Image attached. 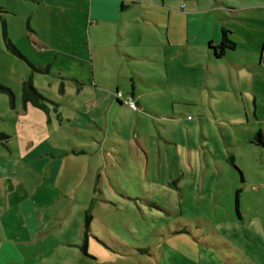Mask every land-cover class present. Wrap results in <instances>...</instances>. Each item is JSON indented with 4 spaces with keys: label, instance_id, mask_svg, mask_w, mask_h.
Segmentation results:
<instances>
[{
    "label": "rangeland",
    "instance_id": "obj_1",
    "mask_svg": "<svg viewBox=\"0 0 264 264\" xmlns=\"http://www.w3.org/2000/svg\"><path fill=\"white\" fill-rule=\"evenodd\" d=\"M80 1L43 0L41 11L0 0V85L13 93L11 106L7 91H0L7 202L40 200L46 234L36 246L47 248L43 261L56 251L82 262L85 211L92 215L91 264H264V151L248 148L233 125L236 110L238 123L244 121L237 89L247 92L249 104L253 90L264 106V0H121L134 19L122 47L104 49V58L84 53L87 0ZM76 6L82 12L70 11ZM66 21L74 29L60 32L74 51L82 49L81 59L55 55L57 49L70 53L49 32ZM31 23L40 34L29 39L26 25L38 33ZM3 26L25 60L7 50ZM221 29L236 49L217 59L209 42H217ZM90 37L102 40L103 34ZM33 68L77 73L83 81ZM28 79L42 99L23 106ZM116 88L132 92L138 108L103 102L95 109L93 95L106 98L104 92L116 94ZM34 107L43 116L29 110ZM21 119L33 128L41 122L42 145L67 158L55 182L52 174L26 171V155L7 149ZM256 127L264 129L263 118ZM93 190L95 200L83 203Z\"/></svg>",
    "mask_w": 264,
    "mask_h": 264
},
{
    "label": "crops",
    "instance_id": "obj_2",
    "mask_svg": "<svg viewBox=\"0 0 264 264\" xmlns=\"http://www.w3.org/2000/svg\"><path fill=\"white\" fill-rule=\"evenodd\" d=\"M120 1L121 0H87V7L86 9L84 8V12L89 38L87 42V50H85L84 53L88 52V54L92 55V52H94L96 56L104 58V49H108L111 53H113L112 51L114 50L117 53V49L120 48V46L122 47V41L124 40L123 34L125 32L126 24L129 23L130 20H133L134 16H126L128 10L123 4L119 7ZM123 1L128 0H122V3ZM17 2L22 5L25 3H31L35 8L41 9V11L42 8L47 7V2L45 6H43V0H17ZM78 2L80 3L81 1L78 0ZM50 6H53V3H50ZM161 8L162 7H160V10H162ZM70 11L78 13L82 12V9L81 7L76 6L74 10ZM31 17H33V13ZM31 26L38 32V30L36 29L37 27L33 26L32 23ZM62 29L72 31L74 29V25H72L70 21H66L64 22L62 27L58 26L57 30L51 29L49 32L52 33L53 39L58 40V47L60 45H63L66 48L70 47L71 51L69 50L70 53L65 52L64 54L60 55L59 49H57L55 55H57V57L68 59H81V55L83 54L82 49L78 48L77 51H74L71 40L67 39L61 34L60 31ZM26 30L29 34H40L39 32L34 33L27 25ZM92 31L93 33L102 32L103 39L92 41L94 40L90 37ZM31 34L27 38L31 39ZM38 39L41 40V37L38 36ZM218 39H221V36H219ZM210 42H212L213 45L217 43L213 40H210ZM41 44L43 46H46V43ZM97 45H99V47L94 48ZM131 60L133 59L131 58ZM42 69L47 70L45 68ZM44 72L45 71H43V73ZM51 72H55L58 75H65V79H67L66 76H73L80 82L83 81V79L77 73L73 74L69 72L50 69L45 73L50 74ZM83 84L85 83L83 82ZM35 89L39 90L37 87ZM116 91H118L117 88ZM111 92L112 91L104 92L103 95L106 96V98H103V96L99 94L93 95L95 105H97L95 109L106 106V104L107 106L114 107V103L117 102L115 101L114 94H111ZM129 93L131 94L132 92ZM235 93L238 97V102L240 103L239 107L242 108V110L239 111L244 114V121L240 125L238 121L241 119V117L238 116V110L235 111V116L233 119V122H236L235 124H233L235 126V131L239 133L238 136L244 138V142H247V144L249 145L248 148L254 150L253 148L256 147L257 151L262 153L264 149L257 145V142H255V138H259L260 135L262 137V140L264 141V129H258L256 127V123H259L260 118H263L264 120V114H260V111L264 106L263 104L258 103V97L253 90L250 92L253 94V101L250 104L249 101L246 102L245 100V95L247 94V92L244 89L239 88ZM103 102H106V104H103ZM28 104H30V102H28L27 105ZM118 106H123V104H118ZM29 110L34 114L43 116V114L39 113V110L35 107L34 109ZM20 117L21 113L16 119H19ZM250 118L253 119V122L250 120ZM21 122H23L22 119L19 122L20 124L17 125L20 130L19 133L17 132L16 135H11V137L15 136V138L17 139H11L10 141H7V149L11 153H14L16 151L19 155H26V159L23 160V168L26 171L32 168L33 172L43 174L45 175V177L46 175L52 174L49 179L52 182H55L64 166V159L67 158H59L58 150L48 147L47 149L52 151L53 153V159L49 157V155L47 154L48 151L46 149V146L42 145V142L45 139L42 140L43 127L41 125V122H39L35 128L25 125ZM95 123L97 124V122ZM253 124L255 125L253 126ZM230 155L232 156L234 162V156L232 154H228V156ZM14 164L15 167H21L18 162H15ZM239 174L240 179L242 178L241 181H243L244 179L242 177V174L240 172ZM95 198L96 194L93 190L91 194L87 193L83 203H91L95 200ZM48 201H52L51 205H54V199L52 197H48ZM57 205L61 206L65 204L63 201H59ZM41 206L42 205L40 203V200L26 197L18 200L12 205H9V203L7 202V154L4 155L0 150V264H46L43 260L48 256L46 254L47 248L36 246L38 241L46 234V229H41V226L44 227V223H46V217L44 218V216L41 214ZM86 214L89 213H85V211H83V226L85 224ZM89 215L90 219H92V215ZM54 220L58 223L62 221L58 220L57 218H55ZM89 233L90 227L88 234ZM89 247L90 242L87 235L86 252L83 253L80 247V253L84 256L82 258V262L68 261L65 257L57 256V252L54 251L52 258L48 264H91V259H93V257L90 255L91 253L89 252ZM53 257L57 258L53 259Z\"/></svg>",
    "mask_w": 264,
    "mask_h": 264
},
{
    "label": "trees",
    "instance_id": "obj_3",
    "mask_svg": "<svg viewBox=\"0 0 264 264\" xmlns=\"http://www.w3.org/2000/svg\"><path fill=\"white\" fill-rule=\"evenodd\" d=\"M5 26H3V35H4V41H5V45H6V48L8 51H10L11 53L15 54L17 57H19L21 60H25V58L20 54V52L11 44V42L9 41L8 39V35H6V30L4 29ZM228 34L229 32L224 30V29H221V39L220 41L222 42L221 45H219V47L217 46H213L212 42H209V47H215L217 48L215 51H214V57L219 59V58H222L224 56V54L228 51H233L236 49V44L234 42H232L229 38H228ZM33 70H36L38 72H42L45 71L47 72V70H43L42 68H33ZM44 72V73H45ZM62 79H65V75H61ZM67 79L71 80V81H74V82H78V83H81L77 78L73 77V76H66ZM0 91H3V92H6L7 91V96L10 100V105L12 106L13 105V93L11 91L10 88H4L0 85ZM62 92V91H61ZM116 93H121L119 91H116ZM122 94V93H121ZM115 95V94H114ZM123 95V94H122ZM126 95H129L132 97V100L134 102V99H133V95L132 93H128ZM126 95H123V96H126ZM42 99L41 95H39L38 91L33 88V86L31 85V81L28 79L27 82L24 84V88H23V91H22V102H23V106H25L28 102H31L33 105H35V102H34V99ZM117 102V104H123L122 102L118 101L117 99L115 100ZM135 103V102H134ZM37 105V103H36ZM125 105V104H123ZM136 105V108L137 107V104ZM36 107V106H35ZM1 138H3L4 136L2 134H0ZM8 138V137H7ZM257 145L262 147L264 149V141L262 140V137L259 135V142H257ZM227 161L234 166V163H233V159H232V156H228V159ZM242 179V178H241ZM238 193L239 191L236 192V196H235V209H236V212L238 214ZM88 213V212H87ZM89 220H90V215L89 214H86V219H85V225H84V235H83V238H84V243L81 247V250L83 253L86 252V243H87V235H88V231H89Z\"/></svg>",
    "mask_w": 264,
    "mask_h": 264
},
{
    "label": "built area",
    "instance_id": "obj_4",
    "mask_svg": "<svg viewBox=\"0 0 264 264\" xmlns=\"http://www.w3.org/2000/svg\"><path fill=\"white\" fill-rule=\"evenodd\" d=\"M115 98L122 102L123 104H126L128 105V107L132 110H135L136 109V105L135 103L133 102L132 100V97L129 96V95H126V96H123L121 93H116L115 95Z\"/></svg>",
    "mask_w": 264,
    "mask_h": 264
},
{
    "label": "flooded vegetation",
    "instance_id": "obj_5",
    "mask_svg": "<svg viewBox=\"0 0 264 264\" xmlns=\"http://www.w3.org/2000/svg\"><path fill=\"white\" fill-rule=\"evenodd\" d=\"M221 44H222V42L220 41V39H218L217 43L214 44L213 46H216V47L218 46V47H219V45H221ZM216 49H217V48H215V47H212V48L210 47V50H211V51H212V50L215 51ZM212 52H213V51H212Z\"/></svg>",
    "mask_w": 264,
    "mask_h": 264
},
{
    "label": "water",
    "instance_id": "obj_6",
    "mask_svg": "<svg viewBox=\"0 0 264 264\" xmlns=\"http://www.w3.org/2000/svg\"><path fill=\"white\" fill-rule=\"evenodd\" d=\"M255 142H259V138H255Z\"/></svg>",
    "mask_w": 264,
    "mask_h": 264
}]
</instances>
